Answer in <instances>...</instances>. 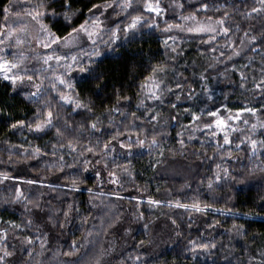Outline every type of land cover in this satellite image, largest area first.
Listing matches in <instances>:
<instances>
[{"label":"trees","instance_id":"obj_1","mask_svg":"<svg viewBox=\"0 0 264 264\" xmlns=\"http://www.w3.org/2000/svg\"><path fill=\"white\" fill-rule=\"evenodd\" d=\"M168 2L169 0H163V5L166 7ZM180 2L185 5L184 8L166 10L162 17L157 18L159 28L139 29L131 37H125L121 34L120 39L111 47H105V45L99 43L98 46L101 49L102 56L108 53H111V55L106 56L104 59L102 71L106 72V75L101 76L98 81L88 85L80 79L81 77H86L87 74L78 70L65 74L72 87H58L71 95L73 99H80L90 104L94 114L87 113L84 109H75L71 102L60 101L58 94L51 91L49 80L44 79L41 97L44 95V88H47L51 101H58L55 110H52L54 113H59V115L54 122L55 126L45 128L41 132L29 131L27 124L33 123L37 119V109L41 107L36 104L37 97H30V93L24 89L17 88L16 91H13L10 83L0 77V161H3L0 163V172H6L11 176V179L5 180L0 184V233L7 231V236L3 239V241L7 242V247L11 248L13 244H17L22 238L27 237L33 243L25 246V255H27L30 247L38 248L44 239L43 233L48 231L49 226L43 222L47 219L50 205H58L63 210L66 208V203L70 200V197L67 196L62 198L63 202L57 200V194L49 191L46 187L50 183L64 184L63 177L68 172L75 174L78 171V169H71L56 172L52 175L48 174V166L56 162L59 156H63V161H71V154L75 153L70 152L67 147H63L58 148L55 156L52 154L53 145L57 144L58 139L55 134L56 127H60L64 120H67L74 129L76 122H84L99 116L104 122L101 128V132L104 133V140L109 139L105 135L107 130L115 131L119 129L124 131L122 125L127 122L128 116H122L120 112L112 113L115 117L113 121L115 127L109 129L108 112L105 111L115 103L116 90H120L123 95H127L130 98L128 101L122 100L120 107L126 114L136 112L138 116H141L140 120L134 121L139 126L144 121V116L142 115L144 109L137 107L138 98H141L138 94L142 92L140 84L147 80L153 65L160 62L169 65L166 78L168 86L175 88V80L179 79L183 84L192 83V91H198L201 90V84L198 77L193 76V73L199 72L201 66L205 64L209 57H219L221 51L230 54V49L225 44L226 40L230 38L233 42L232 47L239 50L241 47L240 38L244 37L246 32L248 35H256L259 41L260 33L264 31V16L250 11V6L259 7L256 0H203L204 3L210 5L207 10L201 9L202 0H180ZM39 3L40 0H0V31L5 29L7 20L5 19L4 9L6 7L9 8L7 19L12 15L32 18L27 13L32 12L34 15L38 10L36 6ZM101 3H103V0H72V8L78 11H76L70 21L64 20L62 14L64 9L57 4L52 5V8L39 9V11L45 12L41 20L51 32L56 36L64 37L72 31V28L79 27L85 20L90 19L96 11L93 9L92 12H89L93 4ZM217 7L220 8V11H216ZM53 8L59 15H51ZM116 11H119V9H116ZM224 11L229 13L228 17H223ZM189 12H197L198 19L201 20L207 16H212L214 20L224 18L225 26L231 29L229 35H217L214 41L206 44L204 41L208 40L209 34H187L178 29H172L169 32L163 31L165 21L180 23L178 13L187 14ZM144 14L146 16L149 15L147 12ZM112 16L116 23H121L122 20L127 19L126 14L123 13L121 16H116L113 12ZM110 26L111 23L107 27ZM169 37H174L179 45L178 58L176 60H171L165 55L169 50L164 47L162 41L169 39ZM103 39L107 40L108 36L103 35ZM169 43H172V40H169ZM260 43H264V41L253 42V44L244 47L242 54L238 57H233L232 61H228L226 57L221 58L223 63L218 64L217 67L220 70L227 67L230 70L229 74L232 82L225 84L220 83L219 78L216 80L209 78V89L218 101L210 109L219 108L222 104L233 110L241 106L256 107L260 110V117L264 118V108H261V104L264 103V99L260 95L261 89H257L255 94L252 91L254 87L252 80L254 77L260 78V69L264 66L261 63V55L264 53V49H261ZM253 47L256 49L255 52L251 50ZM213 48L216 49L215 52L212 51ZM80 51V49L73 48L71 52L72 54H79ZM202 52L206 54L204 57L200 55ZM39 54L42 55L43 53L40 52ZM27 57L28 60L25 66L29 70L39 68V64L32 59V55ZM100 59L101 57H94L91 66H97ZM82 61L85 64L89 63L88 57H83ZM233 65L237 68L235 72H231ZM241 65H247V67L240 69ZM173 69L177 73L182 72L183 77L174 76ZM241 70L248 74V81L243 88L240 87ZM209 72L215 75L212 69H209ZM27 74L32 75L33 73L29 71ZM164 76V73H160V77L163 78ZM33 81L39 82L36 75L33 76ZM225 93H228L227 100L224 99ZM180 94L184 96L188 95L189 92L184 91L180 92ZM174 101V94L166 96L163 105L158 101L145 100L146 105L158 106L159 111L170 113V115L176 117L175 120H171L165 126L169 134L167 140L170 144H175L181 139L180 136H177V132L182 130L181 125H190L189 114L185 112L181 115L182 110L188 108L199 112L201 107H203L200 100H197L195 104L191 101L182 100L175 102L177 105L176 109H170L168 104ZM102 112L103 115H101ZM17 120H23L25 126L12 129L11 124ZM238 125L242 130L249 128L248 126L241 128V122ZM132 131L135 138L137 129L133 128ZM146 132H151V128H147ZM243 134V131L231 133L233 144L223 145V139L220 135L216 139H212L207 136L205 131L196 132V138L193 139L192 144L196 149H199L203 143L204 150L209 156L206 164L198 162L201 163V168L198 169L199 180L207 182V179L215 170L216 163H220L222 167H227L229 172L235 176L237 175L235 169L249 165L250 160L256 161L257 157H259V160H264V148H258L255 156L252 155L250 150L245 151L246 148H249L247 144H241L240 149L235 148V144L239 143L237 137ZM65 135L67 139H72L76 134L70 131L66 132ZM95 135L99 136L100 134L95 133ZM76 138L85 146L89 145L87 138L83 134L78 135ZM126 138L127 133L121 137V140L123 141ZM183 138L187 143V137ZM254 138L257 140L264 139V129L258 128ZM161 139L163 140L164 137L162 136ZM63 142L66 144L67 141ZM112 143L115 144V142ZM218 144L223 145V147L219 149V153H213V149L217 148ZM35 148H39L41 150L40 153L34 155L33 150ZM229 149L233 153L231 157L224 155ZM79 150L77 148L76 152ZM141 151L144 152L145 156L147 155V150ZM87 156L88 159L93 158L91 153H88ZM28 157L33 158L28 159ZM17 173H20V175H17ZM102 175L106 176L107 173H102ZM85 177L86 184L82 185L76 193L79 201L78 206L82 211H84L83 201L89 198L87 187L91 186L96 179L95 173L91 169L85 173ZM29 179L35 180L37 183L34 185L24 183L25 180ZM144 179L143 177H138V182L142 184ZM168 179L164 174L149 179V193H137L133 189L121 194L126 197L136 195L137 200L134 203L140 205V212L146 217L150 213L159 215V206H153L152 209L148 208L149 195L162 202L179 200L182 203H191L194 198H198L201 204L207 203L211 205L203 214L193 213L192 215H189L190 210L172 207L173 215L171 219L160 217L157 223L166 220V223L172 226L171 220L177 219L176 214L183 215L182 221L177 220V223L180 224L181 235L173 243L163 246L162 259L167 261L168 264H261V261H264V256L261 255V252L264 251V202L257 199V193L264 191V188L258 187L260 181L250 180L245 183L230 185L231 192L223 189L220 181L217 187L218 194L214 197L205 191L204 188H200L197 191V181H193L191 188L173 192L171 196H167L163 191L157 192V188L168 181ZM176 182H180L179 178H177ZM14 186L20 187L24 191L25 197L30 199L38 198L43 209H32L30 218L33 220V224L27 227L25 226L27 225V213L25 212L27 200L12 202ZM113 187L117 188V190L119 189V186L108 185V188ZM41 191L44 193L43 195H40ZM63 191L68 192L69 190L65 186ZM95 192H99V189H96ZM229 195L234 196V199L228 200ZM110 199L113 201L117 200L115 196ZM28 207L31 208V205H28ZM165 211H167V208H165ZM245 213L248 214L245 215ZM60 214L62 215V212ZM85 215H87V211H85ZM9 222L19 224L20 227L13 229ZM38 225L40 227H37ZM209 225H212V227H209ZM233 225L243 226L242 236L237 235V230ZM139 239L140 237H137V242ZM201 244H211V247H198ZM49 246L50 244L45 245V247Z\"/></svg>","mask_w":264,"mask_h":264},{"label":"snow or ice","instance_id":"obj_2","mask_svg":"<svg viewBox=\"0 0 264 264\" xmlns=\"http://www.w3.org/2000/svg\"><path fill=\"white\" fill-rule=\"evenodd\" d=\"M256 2L259 4V7H256L255 5L250 6V11L253 13H257L258 15L264 16V0H256ZM54 4L55 0H40V3L36 6L38 10L35 12V14L33 15L32 12L27 13V15L32 16V19L37 24H39V31L43 34L42 37L40 35L36 36V43L38 45H41L43 48L50 50L48 53L43 55L39 53H35L33 55L32 59H34L37 64H39V68L29 70L25 66L28 57L25 56L22 51L12 53V59H8L7 56L0 57V77H2L4 81H8L10 83L13 88V91H16L18 85L22 84L25 80L30 82L32 87L36 88V92L30 93L29 96L37 97L36 104L40 105L41 107H38L37 109V119L33 123L27 124L29 131L41 132L45 128L55 126L54 122L56 121L58 116V114L54 113V111L52 110L51 100L43 99V97H41V89L43 88L44 79L49 80L51 91L56 92L58 94L60 101H64L66 103L71 102L74 105L75 109H84L86 112L94 114V110L90 106V104L85 103L80 99H73L71 95H69L67 92L63 91L61 88L58 87H72V85L66 79L65 74L78 70L79 72L86 73L90 76L96 75L95 73H92L90 69L92 67L91 64L93 58L100 57L102 55L101 49L98 46L97 38H100V43L105 45V47H111L116 41L120 39L121 34H123L125 37H131L134 36L139 29L159 28L157 18L162 17L166 10H178L185 7V5L180 2V0H169L166 7L163 5V0H103V3L93 4L92 8L89 9V12H92V10L95 9L97 12L100 13L99 15L93 14L89 20H85L79 25V27L72 28V31L69 32L66 36L60 37L52 33L51 30L47 27V25L42 22L41 17L45 15V12L39 11V9L46 10L47 8H52V5ZM60 7L64 9L62 14L65 21H70L71 18L76 14V11H78L72 8V0H60ZM200 7L201 9L207 10L210 5L208 3H204L202 0ZM101 9H103L104 11H101ZM109 9H111L116 16H121L122 13L126 14L127 19L122 20L121 23L111 21V26L106 27V21L111 20L110 17L105 16V12H107ZM116 9H119V11H116ZM216 11H220V8L217 7ZM8 12L9 8L6 7L4 9L6 20ZM145 12H147L149 15L146 16L144 14ZM51 15L57 16L59 15V13H57L53 8ZM178 15L181 22L170 23L168 21H165L163 28L164 32H169L172 29H178L186 33H208V40L204 41V43L207 44L210 41H214L217 35L223 34L225 36H228L231 31L229 27L225 26L224 18L214 20L212 16H207L205 17V19L201 20L198 19L197 12H189L187 14L178 13ZM228 15L229 13L227 11H224L223 17H228ZM101 17L105 18L101 19ZM23 30V28L20 29V31ZM15 31L16 29L9 27V30L6 34L0 31V35H4L5 40H7L13 36ZM81 34H83V37L87 38V41L91 42L90 51H84L81 47ZM103 35H107L108 39L104 40ZM169 40H172V43H169ZM260 41H264V31L260 33L259 41L256 35H248V33L246 32L245 36L240 38L241 47L239 50H237L235 47H232L233 42L229 38L228 40H226L225 44L230 49V54L226 53L225 51H221L219 57H209L208 64L199 72H194L193 75L198 76L201 81L207 79V71L209 69L215 68L221 62L222 57H226L228 61H232L233 57H238L242 54L244 47L253 44V42ZM23 43V40H21L20 38H16V47L21 46ZM162 43L164 47L169 50L168 52H166L165 55L168 56V58L171 60H176L178 58L179 45L176 43L175 38L169 37V39L162 41ZM0 44H4V40H0ZM53 45H56V48H53ZM76 47H81V51L79 52V54L69 55L68 53H70L72 49ZM260 47L261 49H264V43H260ZM57 49L67 50V52L62 55L60 54V52L57 51ZM215 50V48L212 49L213 52H215ZM251 50L253 52L256 51L255 47H253ZM3 51L4 49L0 48V52ZM33 51L35 52V50ZM200 55L201 57H204L206 54L202 52L200 53ZM85 56L88 57V64H85L82 61V57ZM53 61H55V65L51 63ZM261 63L262 65H264V53H262L261 55ZM246 67L247 65H241L240 69ZM59 69H63V72L61 73ZM168 69L169 65L164 62H160L156 65H153L151 73L147 77V80L141 82L140 84L142 92L138 94V96L141 98H138L137 107L144 109L142 115L144 117L147 116V121H143V123L139 126L134 123L132 128H129L128 125L125 124L123 127L124 131H121L119 129L115 131L107 130L105 132V135H107L109 139H106L105 143L102 146L105 152L109 150V144L115 142L117 138H120L121 148L125 149L126 151H131V144H125L121 140V137L124 136L125 133H127V137L131 139V137L133 136L132 129L136 128V142L140 145H143L145 141L143 139H140V133L141 131L146 132V129L143 127L144 123H147L153 128V130H155L157 126L165 127L171 120L176 119V117L170 115V113L161 112L157 108H153L152 106L146 105L145 103V100H151L154 102L158 101L159 103H161L162 99H164V93H167L168 95L174 94L177 100L181 98L179 94L180 92H182L184 84L179 79L175 80V88L166 86L168 85L166 83ZM13 70H15V72H13ZM29 71H32L33 74L28 75L27 73ZM229 71L230 70L227 69L226 72L222 73L221 75H228ZM235 71H237V68L235 65H233L231 72ZM160 73H164L165 76L163 78L160 77ZM34 75L38 77V83L33 81ZM173 75L183 77V73H177L175 69H173ZM96 78L99 79V75H96ZM247 81L248 74L241 70L240 87L243 88ZM252 84L254 86L252 89L253 94H255L257 89H261L260 95L261 98L264 99V66H262L260 69V78L257 79L254 77L252 80ZM129 99L130 98L127 95H123L120 90H116L115 103L110 108L105 110L108 112L107 119L109 122V129L115 127V125L113 124L115 117L112 115V113L114 112H120L122 116H130L133 121L141 119V116H138L136 112L126 114L124 110L120 107V103L122 100L128 101ZM168 107L170 109H176L177 105L174 103H169ZM221 108L224 109L223 112H221ZM221 108H216L213 110L205 106L200 109L199 112L188 108L183 109L181 113L186 112L189 114L191 124L181 125V128L187 130L189 127H192L193 131H206L208 137L212 139H216L218 133H223V145L233 144V139L231 138L229 130H231L232 133L243 131L244 134L240 137H237L239 143L235 144V148L240 149L241 144H247L249 148H246L245 151L250 150L252 155L255 156L258 148H264V139L257 140L254 138V134L256 133L258 128L264 129V118L260 117V110L256 107H240L236 110H233L231 108H228L226 105H221ZM261 108H264V103L261 104ZM243 114H247V118H242ZM101 115H103V112L101 113ZM253 118H255L256 122L250 124V121ZM162 120L164 122L163 125L161 124ZM232 121H241L245 126L250 124V127L246 130H242L240 129L239 125L233 127L231 123ZM103 123L104 122L100 119V117L96 116L95 119L85 120L83 122V128L73 129L72 126L69 125L67 122H65L63 128L56 127L55 134L58 139L57 144L53 145L52 154L55 156L58 148L63 147H67L68 149H70V152H76L77 148H79L81 154L85 152L91 153L93 155L97 154V149L95 145L89 144L87 146H82L79 139H77L76 137L79 135V133L84 130H91L92 132H96L98 126L103 125ZM24 126L25 122L23 120H17L15 123L11 124L12 129ZM70 131L74 132L76 135H74L72 139H67L65 133ZM180 135L181 134L177 132V136ZM188 138L193 139L192 135H189ZM65 140L67 141L66 144L63 142ZM177 142L181 145L184 144L183 139H179ZM223 145L218 144V150L222 148ZM40 151L41 150L39 148H35L33 150V154H38L40 153ZM159 155L162 157L163 152H160ZM224 155L231 157L233 153L229 149L227 152L224 153ZM221 159H223V157H221ZM62 160L63 156H59L56 162L48 166L49 169H55L57 172H63L62 164L60 163V161ZM260 162L264 164V160H261ZM105 167H107V165H105ZM125 170H127L126 166ZM229 173L230 172L228 168L222 167L220 163H216L214 172H212L211 176L207 179V188L209 189V191H214L218 187L219 182ZM17 175H20V173H17ZM107 175L111 178V185L119 186V175L117 171H109ZM95 176L98 179L100 178L101 173L96 172ZM0 177H2V179H0V184H2L5 180L11 179L10 174L6 172H0ZM24 183L28 185H34L37 183V181L29 179L25 180ZM63 186H66L69 191H78L77 177L72 176L70 178V183L68 180H65ZM46 187L49 191L54 192L57 189V184L50 183L47 184ZM157 191H159V189H157ZM89 193L90 199H100L104 195V193L100 191L93 193L92 189H89ZM43 194L44 193L41 191L40 195ZM112 195L115 196L117 200L122 198L120 197L118 192H113ZM22 200H27V203L25 204V212L27 213V225H32L33 220L30 218L32 214V209L35 208L43 210L42 206L40 205L38 198H27L24 195V191L20 187L14 186V196L12 202H20ZM147 202L149 205L152 206H160L161 204V200L154 199L151 196L148 197ZM262 202H264V198H262ZM166 203H168L170 207L190 210L189 215H192L193 213L203 214L207 209L211 207V205L207 203L201 204L198 198H194L191 203H182L179 200H168L166 201ZM28 205H31V208L28 207ZM73 210L74 208L72 205H67L66 208L62 210V215L68 217ZM247 214L248 213H245V215ZM140 215L141 217H143L142 212L140 213ZM47 217L49 221L55 219V216L52 214L51 210L47 213ZM86 220L87 217L84 218L85 222ZM9 223L11 224V227L13 229L20 227L19 224L11 222ZM171 223L176 224V220L172 219ZM209 227H212V225H209ZM233 227L237 231H239L240 228H242L243 226L233 225ZM6 236L7 231L0 233V240L5 239ZM25 241L28 244L32 243V241L29 240L27 237H25ZM41 247H43V244H41ZM198 247L208 248V245L201 244L198 245ZM11 255V252L4 250L3 255L0 256V264H3L4 256ZM261 255L264 256V251L261 252ZM261 264H264V261H261Z\"/></svg>","mask_w":264,"mask_h":264},{"label":"clouds","instance_id":"obj_3","mask_svg":"<svg viewBox=\"0 0 264 264\" xmlns=\"http://www.w3.org/2000/svg\"><path fill=\"white\" fill-rule=\"evenodd\" d=\"M55 4L60 6V0H55ZM110 55L111 53L105 54V56L101 55L97 66L91 67L90 71L99 75V77L106 75V72L102 71V66L106 56ZM221 63L223 61L219 64ZM207 64L208 60L201 66V70ZM212 70L215 75L208 70L207 79L203 81L198 76L193 75L198 77L201 90L192 91L193 84L186 83L182 92L188 91L189 94L184 96L179 94L181 98L179 100L175 98L173 103L187 100L195 104L197 100H200L203 107L207 106L210 108L215 105L218 101L209 89V78L211 77L213 80L219 78V82L225 84L232 81L230 74L221 75L226 72L227 67L220 70L216 66ZM96 75L90 76L87 74L86 77H81L80 79L91 85V83L100 79H97ZM166 96L168 94L164 93V98ZM227 98L228 93H225L224 99L227 100ZM43 99L51 100L47 88H44ZM57 103L58 101H51L53 110H55ZM160 104H164V99H162ZM153 108L158 109V106ZM147 119V116H145L144 121H147ZM65 122L69 124L67 120H64L60 126L61 128L64 127ZM163 123L162 120L161 124L163 125ZM125 124L132 128L134 121L128 116L127 122L122 127ZM102 127L103 125H99L96 132L84 130L79 133V135L83 134L87 138L88 144L96 146L97 154H92V159H88V153L81 154L79 150L71 154V161L62 160L60 163L63 171L78 169L75 174L68 172L63 177L64 181L68 180L70 183V178L76 176L78 191L82 185L86 184V172L91 169L94 173H101L100 178H96L94 183L87 187V192L89 193V189H92L93 193H95V190L99 189L104 195L100 199H90L89 193V198L83 201L84 211H82L78 206L77 191L64 192L63 183H58L57 189L54 191L57 194V200L63 202V197H70L66 206L72 205L74 210L68 217H65L60 214L62 209L58 205H50L49 211H52L55 219L49 221L47 217L43 222L49 226L48 231L43 233L44 239L39 247H30L27 255H25V246L29 244L26 243L25 238H22L19 243L13 244L11 248L6 246L7 242L0 240V256L3 255L4 250L12 253L11 256H4L3 264H168L167 261L161 258V252L164 250V245L173 243L181 235L180 224L177 223V220L182 221L183 215L177 213L176 224H172V226L168 225L166 220L157 223L160 217L172 218L173 208L168 203L161 201L158 208V216L150 213L147 217L144 214L141 217L140 205L134 203L137 200V196L126 197L121 194L133 189L137 193H149V179L161 174H164L169 179L157 188L159 189L157 192L163 191L167 196H171L173 192L191 188L193 181H197V191L200 188H204L213 197L218 194V188L214 191H209L207 182L198 178V169L201 168V163H207L209 156L204 150L203 143L199 149H196L192 144L197 132L193 131L192 127L178 131L181 134V139L184 140V144L181 145L178 142L175 144L168 143L167 137L169 134L165 127L157 126L153 130L150 125L144 123L143 127L145 129L151 128V132L141 131L140 139L145 141L143 145L136 142V137L132 136L131 139L127 137L123 140V143L131 144L132 150L126 151L120 147V138H117L115 144H109L107 152L102 147L105 143L103 139L104 133L101 132ZM75 128H83V122H76ZM95 133L100 135L97 136ZM189 135H192L193 139H189ZM162 136L164 137L163 140L161 139ZM183 137H187V143ZM81 145L83 146L84 144L81 143ZM141 150H147V155L145 156ZM160 152H163L162 157L159 155ZM213 153H219L218 148H214ZM31 158L33 157H28V159ZM260 161L259 157H257L256 161L250 160L249 165L236 168L237 175L233 176L231 173L226 175L221 180L223 189L231 192L230 185L241 184L250 180L260 181L258 187L264 188V164ZM2 162L0 161V163ZM125 166L127 170H125ZM109 171H117L119 175L118 190L115 187L108 188L111 178L108 175H102V173H108ZM56 172L55 169H48L49 175ZM138 177L145 178L144 183H139ZM177 178H179V183L176 182ZM113 192H118L122 198L113 201L110 199L113 197ZM262 198H264V191H259L257 199L262 201ZM232 199H234V196L229 195L228 200ZM148 208L152 209L153 206L148 204ZM165 208H167V211H165ZM85 211H87V215H85ZM85 217H87L86 222L84 221ZM25 226L27 227L28 225ZM37 227L40 226L38 225ZM237 235H243L242 228L237 231ZM137 237H140L138 242ZM41 244H43V247H41ZM46 244H50V246L45 247ZM210 247L211 244L208 245V248Z\"/></svg>","mask_w":264,"mask_h":264},{"label":"rangeland","instance_id":"obj_4","mask_svg":"<svg viewBox=\"0 0 264 264\" xmlns=\"http://www.w3.org/2000/svg\"><path fill=\"white\" fill-rule=\"evenodd\" d=\"M101 11H104V10L101 9ZM112 13H113V11L111 9H109L107 12H105V16L111 18V20L106 21V27L108 26L109 23H111V21H114ZM94 14L99 15L100 13L95 11ZM104 18L105 17H101V19H104ZM9 27L16 29V31L13 34V36L7 40H5L4 35H0V40H4V44H0L1 45L0 48L4 49L3 52H0V57L7 55V56H9V57H7L8 59H12V53L20 52V51H22L25 54V56H29V55L33 56L35 53H40V52L43 54H46L50 51L49 49H45L41 45H38L36 43V39H35L36 36L40 35L42 37L43 34L40 33V31H39V25L31 17L19 16V15L9 16V18L7 19V21L5 23V29H3L2 32L6 34L9 30ZM21 28H23L24 30L20 31ZM191 34H196V33H191ZM199 34H208V33H199ZM81 35H82L81 47L83 48V50L90 51L91 50V42L87 41V38L83 37V34H81ZM16 38H20L21 40L24 41V43L19 47L15 46ZM97 42H98V44L100 43V38H97ZM6 45H7V47H6ZM81 47H76V49L81 50ZM53 48H56V45H53ZM33 50H35V52ZM57 51L60 52V54H62V55L64 54V52H67V50H62V49H57ZM68 54L72 55V52H70ZM51 63L53 65H55V61H53ZM62 70L63 69H59V71L61 73H62ZM13 72H15V70H13ZM21 74H23V73H21ZM17 88L24 89V90L28 91L29 93L36 92V88L32 87L30 82H28L27 80H25L22 84H19ZM222 105H224V104H222ZM243 107H246V106H243ZM219 108H221V105ZM223 111H224V109L221 108V112H223ZM242 118H247V114H243ZM240 122L241 121H232L231 123H232L233 127H235ZM255 122H256V120H255V118H253V121H250V124L255 123ZM190 124H191V121H190ZM250 124L247 126L250 127ZM244 127H246V126L242 123L241 128H244ZM229 132H230V134L232 133L231 130H229ZM218 135H220L222 137L223 133H218Z\"/></svg>","mask_w":264,"mask_h":264}]
</instances>
